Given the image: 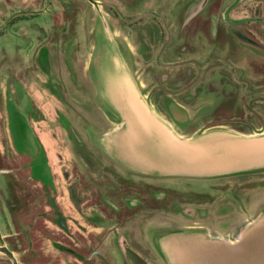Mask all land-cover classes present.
I'll return each instance as SVG.
<instances>
[{
    "label": "rangeland",
    "instance_id": "374dc122",
    "mask_svg": "<svg viewBox=\"0 0 264 264\" xmlns=\"http://www.w3.org/2000/svg\"><path fill=\"white\" fill-rule=\"evenodd\" d=\"M113 71L183 138L264 133V0H0V247L18 264H162L157 236L264 203V168L156 176L116 160Z\"/></svg>",
    "mask_w": 264,
    "mask_h": 264
},
{
    "label": "water",
    "instance_id": "95a60500",
    "mask_svg": "<svg viewBox=\"0 0 264 264\" xmlns=\"http://www.w3.org/2000/svg\"><path fill=\"white\" fill-rule=\"evenodd\" d=\"M92 1V0H89ZM228 19V15H225ZM105 74L102 96L119 116L120 127L111 132V155L131 170L166 176L211 177L264 168V133H213L186 139L175 133L143 100L126 72ZM108 78H110L109 81ZM0 252L18 264L6 247ZM140 264H153L142 262Z\"/></svg>",
    "mask_w": 264,
    "mask_h": 264
},
{
    "label": "crops",
    "instance_id": "0c3cea01",
    "mask_svg": "<svg viewBox=\"0 0 264 264\" xmlns=\"http://www.w3.org/2000/svg\"><path fill=\"white\" fill-rule=\"evenodd\" d=\"M235 222L220 220L217 230L207 227L172 230L155 238V249L162 264H264V203Z\"/></svg>",
    "mask_w": 264,
    "mask_h": 264
}]
</instances>
